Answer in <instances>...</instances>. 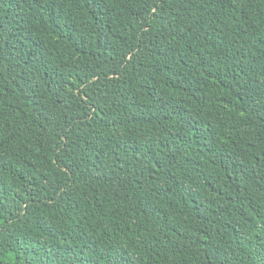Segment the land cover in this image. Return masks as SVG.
<instances>
[{"label": "trees", "instance_id": "trees-1", "mask_svg": "<svg viewBox=\"0 0 264 264\" xmlns=\"http://www.w3.org/2000/svg\"><path fill=\"white\" fill-rule=\"evenodd\" d=\"M0 264H264V0H0Z\"/></svg>", "mask_w": 264, "mask_h": 264}]
</instances>
